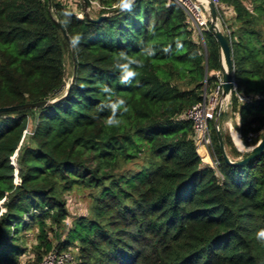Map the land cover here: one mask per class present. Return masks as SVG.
Wrapping results in <instances>:
<instances>
[{
    "label": "trees",
    "instance_id": "obj_1",
    "mask_svg": "<svg viewBox=\"0 0 264 264\" xmlns=\"http://www.w3.org/2000/svg\"><path fill=\"white\" fill-rule=\"evenodd\" d=\"M91 2L92 18L107 15L99 23L79 1L81 17L63 0H0V108L54 100L0 114V264H19L22 233L35 227V264L53 249L71 254L66 264H264V153L227 164L212 121L217 165L204 164L185 117L217 81L212 31L196 41L172 0ZM214 2L236 91L251 97L239 105L231 96L236 129L244 141L258 133L255 144L264 131V0ZM123 64L135 73L128 83ZM120 100L119 124L109 126V105ZM223 141L230 159L246 155ZM75 187L91 199L84 214L69 213L64 194Z\"/></svg>",
    "mask_w": 264,
    "mask_h": 264
},
{
    "label": "built area",
    "instance_id": "obj_2",
    "mask_svg": "<svg viewBox=\"0 0 264 264\" xmlns=\"http://www.w3.org/2000/svg\"><path fill=\"white\" fill-rule=\"evenodd\" d=\"M63 1H65L70 8L74 9V12L77 14V17L82 16L83 14L82 11L81 12L78 11L76 7V3L78 1L80 3V0H63ZM172 1L183 9L185 14L189 18L190 22L192 23L193 27H195L197 31H199V34L201 35L202 28L204 27L207 28V24H208L207 6H206L207 0H172ZM91 4L92 6H88V11H90V9L98 7V4L96 2H91ZM211 73L217 79L214 87L209 92L204 91L201 101L190 107L186 111L185 117L192 123L196 151L198 150V148H204L205 151H207V153L211 157L209 165L215 168V166L217 165V160L214 158L213 155V146L211 139L212 132H211L210 123L212 121L214 122L216 118L217 105L221 99L222 82L219 71L211 72ZM232 94H234L237 103L239 105L247 104L251 101L250 96H245L236 91V84L233 80L231 95L223 99L220 112L228 110V105L230 104L229 98H231ZM228 130L231 133L234 132V134H236L239 139L241 138V135L237 131L236 127L232 126V122L228 125ZM257 136L258 133H254V132L248 133L245 139L247 146L246 151H248L251 147H253L256 144V143L252 144V142ZM70 260H71V254L69 252L67 251L58 252L55 249H53L49 253H47L38 264H66Z\"/></svg>",
    "mask_w": 264,
    "mask_h": 264
},
{
    "label": "water",
    "instance_id": "obj_3",
    "mask_svg": "<svg viewBox=\"0 0 264 264\" xmlns=\"http://www.w3.org/2000/svg\"><path fill=\"white\" fill-rule=\"evenodd\" d=\"M80 5L88 21L99 23L107 16V15H100L97 18H92L88 12L87 0H80ZM206 6H207V19H208L209 28L212 31V34L218 43L219 51H220V58H221V65L219 69L220 76H221V82H222L221 99L217 105L216 118L214 120V130H215V134L217 137L219 151L224 161L229 165H242V164H245L257 158L262 153H264V131H262L260 138L258 139L256 144L247 151L244 157H240L236 160H232L228 157L226 150H225V146H224L223 135H222L221 130L219 129V114H220V108H221L223 99L231 95L232 82L234 79L233 78V63H232L229 40H228L227 35L221 30L219 26L218 12H217L214 0H207ZM118 9H124V7L121 6ZM54 23L57 29L60 30L65 36L64 30L62 26L60 25V23L57 20H55ZM67 89H69V86L67 87ZM53 102L54 100L52 101L45 100V101H40L36 103H26V104H21V105L1 107L0 114L4 112H12V111H17V110H22V109L44 107Z\"/></svg>",
    "mask_w": 264,
    "mask_h": 264
},
{
    "label": "rangeland",
    "instance_id": "obj_4",
    "mask_svg": "<svg viewBox=\"0 0 264 264\" xmlns=\"http://www.w3.org/2000/svg\"><path fill=\"white\" fill-rule=\"evenodd\" d=\"M227 15L229 16V13H227ZM218 23H219L221 30L226 34V30L224 29L222 20L219 18V16H218ZM207 28H209V24H207ZM207 28L206 27L202 28L201 32L206 31ZM194 34L196 37V41H199L200 43H202V36L199 34V31H197L196 28H195ZM65 67L67 69V79L66 80L68 82L70 79L69 78V68L70 67H69V62L67 59L65 62ZM210 75L214 76L211 72L209 73V76ZM229 100H230V104L228 105V110L220 112V116H219V129L220 130H221V123L227 118L232 120V126L236 127V116H235V112L232 110L231 98H229ZM223 106H224V103H223ZM210 127H211V123H210ZM221 132L225 137L230 139L231 143L233 144V146L238 151H240L241 153H247V151H246L247 146H246L245 141L242 138L239 139V140H241V143L243 144V147H244L243 149H240L234 141V138H233L234 132L231 133L228 130V126L224 130H221ZM87 194H88L87 190H83L81 188L79 189L76 187L73 190L64 194L65 200L68 204L67 206L69 208L70 215H72V214L74 215L76 213H80V214L83 213L84 214L88 211L91 199H89L87 197ZM37 232H38L37 228L35 227V228H31L27 232L22 233V234H24L23 236L25 237L24 240H25V244L27 245V252L21 257L19 264H35V256H34L35 253H34L33 248L35 245L38 244V242L35 238V236L37 235ZM62 237H64V236L62 235ZM49 238L53 244L57 243L58 238L56 239V237H54V235H49ZM42 256H44V255H42Z\"/></svg>",
    "mask_w": 264,
    "mask_h": 264
},
{
    "label": "clouds",
    "instance_id": "obj_5",
    "mask_svg": "<svg viewBox=\"0 0 264 264\" xmlns=\"http://www.w3.org/2000/svg\"><path fill=\"white\" fill-rule=\"evenodd\" d=\"M131 5V0H124L123 3V7L124 8H130ZM118 67H121L124 71V76L122 77V83H128L130 78L133 77L135 75V73H133L132 71L128 70V65L127 64H123V65H118ZM103 91L108 92L109 89L107 87L103 88ZM125 104V101L120 100L117 103H113L111 105H109V107H111L112 109V116H110L109 118H107L106 123L109 126H113V125H118L119 121L116 119V112L117 109L121 106H123ZM123 110L126 112L127 111V107H124ZM258 238H260L261 240H264V230H261L257 233Z\"/></svg>",
    "mask_w": 264,
    "mask_h": 264
},
{
    "label": "crops",
    "instance_id": "obj_6",
    "mask_svg": "<svg viewBox=\"0 0 264 264\" xmlns=\"http://www.w3.org/2000/svg\"><path fill=\"white\" fill-rule=\"evenodd\" d=\"M220 116V115H219ZM235 116H236V126H237V124H238V116L235 114ZM231 122H232V120H231ZM230 124V119L229 118H227V119H225L222 123H221V130H224L228 125ZM233 138L235 139L236 138V135L234 134L233 135ZM197 153H198V155L200 156V158H201V160H202V162L204 163V164H207V165H209V162H210V155L207 153V151H205V149L204 148H198V150H197Z\"/></svg>",
    "mask_w": 264,
    "mask_h": 264
},
{
    "label": "bare ground",
    "instance_id": "obj_7",
    "mask_svg": "<svg viewBox=\"0 0 264 264\" xmlns=\"http://www.w3.org/2000/svg\"><path fill=\"white\" fill-rule=\"evenodd\" d=\"M235 135H236V134H235ZM234 141H235V143L237 144V146H239L240 149H243L242 144H241L239 138L237 137V135H236V138L234 139Z\"/></svg>",
    "mask_w": 264,
    "mask_h": 264
}]
</instances>
